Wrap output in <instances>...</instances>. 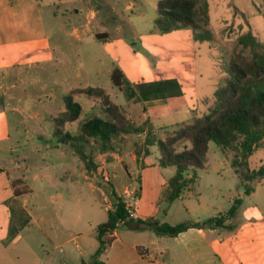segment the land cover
I'll return each instance as SVG.
<instances>
[{"label":"crops","instance_id":"0c3cea01","mask_svg":"<svg viewBox=\"0 0 264 264\" xmlns=\"http://www.w3.org/2000/svg\"><path fill=\"white\" fill-rule=\"evenodd\" d=\"M124 1L125 11H136L126 20L118 17L122 14L120 0H0V48H14L26 54L38 52V59L43 62L50 57L52 42L66 39L77 48L82 59L77 81L85 82V87L103 88L122 112L134 111L133 104H129L130 96L126 97L129 94L124 92L126 87H138L140 96H150L158 85L165 95L176 87L181 100L180 106L171 107V93L162 98H144L142 110L134 111L137 117L131 118L144 131L114 136L109 143L82 135L81 124L85 119L66 123L70 134L67 137L74 143L70 146L74 159L71 172L74 171L76 184H55L50 175L41 172L39 165L32 176V169L30 173L17 175L13 171L15 167L22 171L29 168L28 156L22 157L21 166L15 162L7 167L0 160V264H91L99 247L97 228L107 221L118 197L133 205L134 220L153 219L172 225L186 220L183 215L175 219L172 216L189 207L183 197L191 191L171 204L164 202V191L176 168L160 164L155 141L164 140L177 124L190 123L195 115L207 113L220 81L227 74L223 72L220 76L218 71L216 78L210 77L207 84L210 90H207L200 83L201 68L216 69V63L211 52L208 63L203 62L200 41H195L193 32L180 29L157 33L152 10L159 0ZM238 1L236 5V0H229L227 7L232 6L234 16H248L247 27L242 32L256 36L255 24L264 30V10L259 0H251L256 10H250L247 0ZM207 2L212 34V39L205 41L208 43L214 36L211 23L214 9L211 0ZM45 13L55 22L56 35L48 28ZM124 30L127 33L121 32ZM116 67L123 72L129 86L119 89L112 84L111 74ZM64 79L68 81V77ZM110 89L118 102L109 93ZM89 101L90 113L96 104L100 109L98 99ZM45 119L39 123L40 127H44ZM151 131L157 132L152 139ZM38 138L46 143L50 141L44 135ZM147 139L150 145L145 143ZM130 143L133 150L129 152L125 145ZM60 146L58 143L56 149L60 150ZM137 147L141 148L140 161ZM193 171L187 173L188 178ZM122 173L127 178L123 179ZM31 178L38 185H30ZM44 179L48 183L41 187L39 182ZM15 184L22 185V189ZM129 190L137 194L136 204ZM254 195L255 192L238 197L241 207L225 227L190 225L177 235L157 233L150 227L117 228L112 234L113 241L98 260L102 264H264V193L259 194L260 203ZM228 199L225 211L232 204V198ZM225 201L223 191L215 190L210 204L199 202L193 224L222 215L215 206L223 207ZM202 212L207 217H202Z\"/></svg>","mask_w":264,"mask_h":264},{"label":"rangeland","instance_id":"374dc122","mask_svg":"<svg viewBox=\"0 0 264 264\" xmlns=\"http://www.w3.org/2000/svg\"><path fill=\"white\" fill-rule=\"evenodd\" d=\"M120 1L122 14L118 15L119 18L126 20L128 16L136 13L135 10L133 12L125 11V1ZM228 2L229 0H211L214 9L211 15L213 40L208 43L200 41V53L202 55L201 58L204 60L203 62L208 63L207 58L208 56L210 57L209 52H211L216 63V69L214 67L201 68L203 79H200V83L207 90H210V86H207V84H210L209 78H216L218 71L220 76H222L223 72L227 74L220 81L218 87L225 84L231 56L236 51L238 52L242 49V45L239 44L238 40L246 34L242 31L247 27L246 21L248 20V16H234L232 6L227 7ZM246 2L250 10H256L251 0H247ZM237 3H239L238 0H236V5ZM259 4L264 10V0H259ZM152 14L155 15V9L152 10ZM45 16L48 28L56 35L55 22L48 13H45ZM259 16L262 17L263 14ZM234 17L236 19L235 23ZM255 25L257 26L255 33L259 38L255 37L257 40L260 39L262 41L258 40L260 43L264 44V30L257 24ZM121 32L127 33L125 30ZM209 45L210 47L212 46L211 51L209 50ZM52 47V50H49L50 57L43 62L39 61L38 52L26 54L22 51L16 52L14 48H0V156L2 157L0 160L7 167L10 163L15 162L21 166L23 163L22 157L28 156L26 161L31 166L29 164V168L27 170L24 169V171L15 167L13 171L17 175L30 173V169H32L33 171L30 173L32 176L35 174V169L39 167L40 170L42 169V173H46L52 177L55 184L60 182L76 184L73 179L74 176H72L74 171L71 172L72 167L74 168L72 165V160L74 159H72V149L70 146L74 143L66 136L67 126L65 127L63 124L64 130L56 127L55 117L57 115L59 117L60 113L64 110V96L73 90L71 86L85 87V82L80 84L81 81L78 82L76 79L78 72L82 71L80 65L82 59L79 57L77 48L66 39H63L61 42H52ZM245 53L249 54V49H246ZM10 75L11 77H9ZM66 77H68V81H65L64 78ZM157 88L150 96H140L138 93L140 89L138 87L132 89L126 87L124 88V92L129 94L126 97L130 96L131 101L129 104H133L135 112L142 110L144 98H162L166 95L170 96L169 93H171L173 102L170 106L177 107L181 105L178 88L174 87V90L171 88L169 93L166 92V95L162 86L158 85ZM109 93L118 102L114 91L110 89ZM122 95L118 91V96L122 97ZM123 98H125V95ZM89 100L88 97L83 95L76 96V101L84 105L81 118L85 120L101 114L99 104L93 107L91 113L89 112V107H87L90 103ZM214 106L215 100L211 108ZM134 111H125L123 113L126 118L131 120V118L137 117ZM26 112L28 113L26 114ZM44 118H46L44 127H40L39 123ZM53 118H55L54 121H52ZM42 135L50 137L49 143L39 140L38 137ZM135 137L137 138V135ZM58 143L61 144L60 150L56 149ZM50 146L52 147L50 148ZM125 149L129 152L132 151L133 144L125 145ZM9 157L11 160H9ZM236 159L240 160V164L234 166L233 163ZM60 164L63 166H60ZM36 165L39 166L36 167ZM203 165L205 166L204 169L196 170L193 190L183 197L184 203L189 205V209L193 210H188V208L181 209V212L172 216L174 217L173 219L178 215H183L186 218L184 223L189 224V226L194 225L193 222L196 219L194 214L199 213L195 212V209L199 208V202L203 201L205 204H210L215 190L220 189L226 197L225 206L221 207L218 204L215 206L220 209V214L226 212L225 210L229 205L228 198H232L233 200L240 197V195L246 194V190L249 188H251L249 194L251 193L252 195L255 192V200L260 203L258 199L259 194L264 193V175L261 176L259 174L261 169L264 170V139L256 149H253L252 152L245 156V159H243L239 145H236L235 148L223 149L214 142H210ZM0 174H2V171H0ZM121 177L125 179L127 175L122 173ZM30 180V185H38V182H34L33 178ZM47 183L48 181L45 179L39 182L41 187H45ZM15 185L22 189V185ZM76 190H79V188ZM200 215L207 217L208 214L202 212ZM124 227H127V225L119 226V228Z\"/></svg>","mask_w":264,"mask_h":264},{"label":"trees","instance_id":"16d2710c","mask_svg":"<svg viewBox=\"0 0 264 264\" xmlns=\"http://www.w3.org/2000/svg\"><path fill=\"white\" fill-rule=\"evenodd\" d=\"M209 25L207 0H159L156 3L154 28L157 33L168 34L175 30L189 29L193 32L195 41H210L212 34ZM238 42L242 49L231 56L225 84L218 87L215 92V106L203 115H195L190 123L177 124L174 131L164 140L155 141L160 153V164L176 168V174L168 180V186L163 194L166 204L173 203L185 192L193 190L196 170L205 168L203 162L206 160L210 142L223 149L239 145L245 159V156L256 149L264 139V44L251 32L240 37ZM246 49H249V54L245 53ZM111 81L119 89L130 85L117 67L111 74ZM79 95L98 99L101 111L100 115H95L81 124L82 135L109 143L114 136L141 134L144 131L143 127L135 126L126 118L119 105L112 101L111 96L103 88L91 86L73 89L64 96L65 107L55 119L56 127L64 130L66 123L81 119L82 105L76 101V96ZM156 133L151 131L149 138H154ZM69 135L67 132L66 136ZM145 143L151 144L149 139ZM140 155L141 148L137 147L138 161ZM239 164V159L233 163L234 166ZM192 169L193 175L188 178L187 173ZM259 172L261 176L264 175L263 169ZM250 191L251 188L246 190V194ZM240 207L241 199L234 198L224 214L194 225L225 227L226 222L236 216ZM128 214L127 204L123 198L118 197V202L109 212L107 221L97 228L99 247L92 257L91 264H102L98 260L99 257L113 241L112 234L119 228V222L126 220ZM123 225L136 229L150 227L157 233L169 235H177L189 227L186 223L172 225L153 219H132Z\"/></svg>","mask_w":264,"mask_h":264},{"label":"built area","instance_id":"2783aa9c","mask_svg":"<svg viewBox=\"0 0 264 264\" xmlns=\"http://www.w3.org/2000/svg\"><path fill=\"white\" fill-rule=\"evenodd\" d=\"M106 179L108 180L107 176H106ZM128 193L133 197L132 198L133 204H136L137 199H138L137 194H134V192H132L131 190H129ZM132 206H133L132 204H127L128 213L129 214H128L126 220H122V221L119 222V225H123L125 222H127V221L132 220V219L135 218V212H134V209H133Z\"/></svg>","mask_w":264,"mask_h":264}]
</instances>
